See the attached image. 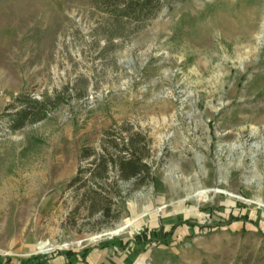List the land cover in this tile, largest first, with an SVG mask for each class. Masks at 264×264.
<instances>
[{
	"label": "rangeland",
	"instance_id": "rangeland-1",
	"mask_svg": "<svg viewBox=\"0 0 264 264\" xmlns=\"http://www.w3.org/2000/svg\"><path fill=\"white\" fill-rule=\"evenodd\" d=\"M128 1L0 0V264H264V0Z\"/></svg>",
	"mask_w": 264,
	"mask_h": 264
},
{
	"label": "trees",
	"instance_id": "trees-1",
	"mask_svg": "<svg viewBox=\"0 0 264 264\" xmlns=\"http://www.w3.org/2000/svg\"><path fill=\"white\" fill-rule=\"evenodd\" d=\"M152 0H129L126 2L123 6L122 13L125 15H129V11L132 10L133 12L137 11H145L149 9V4L151 3ZM161 8V0H157V6L156 10L151 11L152 13L147 14L145 16L146 19L152 17L154 13L158 12ZM155 11V12H154ZM154 12V13H153ZM60 100L59 97L54 98L53 102L56 104ZM52 101L51 98L43 99V100H37V99H27L26 105L21 106V108L14 113V118H13V124H12V129L18 130L21 129L25 126V124L29 121H40L43 119V116H40L39 114L42 113L41 109H44L46 107V104L50 103ZM121 151L125 152V154L120 155L118 157V166H119V173H120V178L122 180H130L132 178L140 177V182L143 183L145 179H148L151 177V170L147 162L145 161L144 156H138L137 152L134 148L133 141L131 138L129 141L124 143L123 148ZM86 156H90V154H86ZM102 160V165L105 169V172L108 170V165H106V159L105 156H101ZM100 162V160H99ZM93 164H97L96 167L100 166V163H97V160L94 161ZM92 170L91 168L80 170L76 178L72 181V183H76L77 181L82 179V174L84 172H90ZM92 177H97L95 173L91 174ZM153 234V235H152ZM150 233V235H147L146 233L142 234L141 236H137L136 240L142 238L143 241H148L152 239V236L154 237L156 234L155 233ZM145 235V236H144ZM166 238L171 237V232H166ZM140 237V238H139ZM154 240V239H153ZM76 255L74 253H69L68 256H73ZM38 259V257H35ZM84 259V258H83ZM33 261V260H31ZM25 262V263H29ZM31 263V262H30Z\"/></svg>",
	"mask_w": 264,
	"mask_h": 264
},
{
	"label": "bare ground",
	"instance_id": "bare-ground-1",
	"mask_svg": "<svg viewBox=\"0 0 264 264\" xmlns=\"http://www.w3.org/2000/svg\"><path fill=\"white\" fill-rule=\"evenodd\" d=\"M37 248H39V250L43 253L50 252L51 250L54 249L52 245H50L48 242L45 241L39 242Z\"/></svg>",
	"mask_w": 264,
	"mask_h": 264
}]
</instances>
